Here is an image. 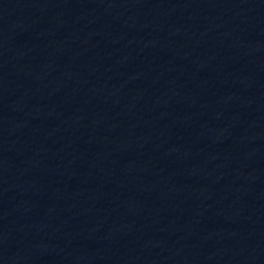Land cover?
<instances>
[{
  "label": "water",
  "instance_id": "water-1",
  "mask_svg": "<svg viewBox=\"0 0 264 264\" xmlns=\"http://www.w3.org/2000/svg\"><path fill=\"white\" fill-rule=\"evenodd\" d=\"M0 128L264 156V0H0Z\"/></svg>",
  "mask_w": 264,
  "mask_h": 264
}]
</instances>
